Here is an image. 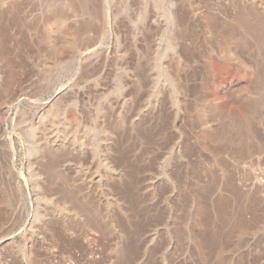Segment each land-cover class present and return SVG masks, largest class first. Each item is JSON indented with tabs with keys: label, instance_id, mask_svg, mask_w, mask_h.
I'll return each mask as SVG.
<instances>
[{
	"label": "rangeland",
	"instance_id": "rangeland-1",
	"mask_svg": "<svg viewBox=\"0 0 264 264\" xmlns=\"http://www.w3.org/2000/svg\"><path fill=\"white\" fill-rule=\"evenodd\" d=\"M0 264H264V0H0Z\"/></svg>",
	"mask_w": 264,
	"mask_h": 264
}]
</instances>
